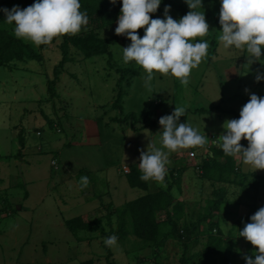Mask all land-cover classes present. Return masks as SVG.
Returning a JSON list of instances; mask_svg holds the SVG:
<instances>
[{
	"label": "rangeland",
	"instance_id": "obj_1",
	"mask_svg": "<svg viewBox=\"0 0 264 264\" xmlns=\"http://www.w3.org/2000/svg\"><path fill=\"white\" fill-rule=\"evenodd\" d=\"M185 4V0L176 3L182 9ZM215 4L207 0L199 11L210 12L220 19V8L215 9ZM17 5L30 6L20 1L0 0V9L10 10ZM168 14L177 20L184 16L175 7ZM207 22L209 33L196 40L208 41V54L192 70L188 85L181 84L171 74L158 72L148 81L146 71L134 60L125 63L123 48L131 40L116 34L118 22L100 34L106 39L126 38L112 47L111 60L109 56L86 59L78 50L71 49V62L59 80L54 72L63 60L62 41L42 49L23 39L42 58L13 69H0V264H84L88 261L93 264H182L185 251L181 241L170 240L158 251L133 235L122 241L118 239L110 252L104 243L107 234L112 231L116 236L119 230L118 210L144 194L141 189L130 187L128 173L131 167H139L141 152H146L151 142L157 148L163 147L159 120L172 114L176 106L186 110V122L202 135L216 133L203 146L201 158L196 159L190 148L169 152L165 178L171 177L168 172L171 168H186L180 174L185 189L181 195L177 188L172 190L174 201L190 202L186 212L191 210L188 223L193 224L208 214L211 201L217 199L215 187L225 189L229 192V203L221 206L227 215L222 223L225 234L221 247L229 250L231 264H246V256L254 258L256 246L239 237V230L248 223L252 210L256 213L264 207V170L245 166L239 154L233 156L236 164L234 172L227 177L230 182L214 187L199 180L196 169L208 161L206 154H210V161L227 163L211 149L222 145L216 129H222L225 123H219L216 118H225L226 122L239 117L230 112L222 115L217 110L208 114L196 111H209L221 105L226 111L234 108L240 113L252 94L264 98V79L259 82L256 79L257 75L264 76V59L252 63L246 49H225L219 40L222 25ZM0 29L15 34L14 24L6 22L3 11H0ZM137 31L141 37L145 34L143 28ZM242 61L245 62V69L240 71L242 80L230 79L229 70L240 68ZM123 70L136 74L125 75ZM50 81L56 82V95L50 92ZM119 97H122L123 110L114 108ZM131 114H135L136 121L128 119ZM116 118L123 123L113 122ZM70 172L77 176H71ZM221 173L227 176L225 171ZM84 176L89 179L86 187L81 182ZM171 184L172 181L164 180L152 183L150 193L167 189ZM242 205L243 213L237 217L235 206L241 210ZM165 217V213H160L158 220ZM75 218L92 227H97L100 221L104 230L81 231L75 235L66 226L67 221ZM184 223L183 220V228ZM231 228L233 234L229 232ZM199 230L203 234L192 236L189 257L203 254L208 234L214 231L211 223L201 225ZM213 234L218 232L215 230ZM212 258L216 264H224L222 255Z\"/></svg>",
	"mask_w": 264,
	"mask_h": 264
},
{
	"label": "clouds",
	"instance_id": "obj_2",
	"mask_svg": "<svg viewBox=\"0 0 264 264\" xmlns=\"http://www.w3.org/2000/svg\"><path fill=\"white\" fill-rule=\"evenodd\" d=\"M111 2L115 4L117 0ZM185 2L191 10L177 20L168 14L170 5L165 8V18H152L150 14L158 11L163 0H122L115 32L131 40V44L123 48V59L125 63L134 60L140 65L146 71L148 81L158 72L171 74L181 84L188 85L192 70L208 54V41L196 40L210 31L206 13L198 10L203 7V0ZM220 4L222 31L219 40L223 47L246 49L252 63L264 59V0H220ZM81 8V0H35L26 8L17 5L0 11L5 13L8 24H14L17 38L39 46L63 35L79 33L89 23L87 13ZM141 28L145 33L143 37L137 31ZM256 79L259 82L264 76L257 75ZM185 112L183 107L176 106L172 114L160 118L163 147L157 148L151 142L147 151L141 152V180L163 181L170 162L169 152L207 144L208 136L202 135L190 123L181 122ZM223 127L226 131L220 138L224 154H242L245 166L255 171L264 170V98L252 94L242 107L239 118L227 120ZM242 139L249 142L248 147L243 146ZM81 182L86 187L88 177H82ZM250 220L239 230V237L257 246L254 258L245 257L246 264H264V207ZM117 242L115 235L104 241L109 247Z\"/></svg>",
	"mask_w": 264,
	"mask_h": 264
},
{
	"label": "trees",
	"instance_id": "obj_3",
	"mask_svg": "<svg viewBox=\"0 0 264 264\" xmlns=\"http://www.w3.org/2000/svg\"><path fill=\"white\" fill-rule=\"evenodd\" d=\"M12 1H20L28 5L35 3V0ZM211 1L216 3L215 5L217 7L215 9L221 8L220 0ZM176 3L177 0H163V3L160 5L158 11L150 15L153 18H158L160 16L165 17V8L169 5L173 8L175 7L176 10H180V12L184 15H186L191 10L187 3L185 4L186 7H184V9H182V7L179 8ZM206 3L207 0H203V6ZM81 5V11H85L87 13L89 23L84 26L79 33L75 35H63L54 38L49 44L40 45L42 49H45L56 44L58 41H62L60 48L63 55V60L55 68L54 72L57 80H59L63 74L67 64L71 62V49L78 50L86 57V59L109 56L111 60L113 57L112 47L118 44V42L126 40V38L121 36L106 39L102 38L100 35L102 31L113 27L118 22V17L121 14L122 9V0H117V3L115 4H113L111 0H81ZM205 13L206 20L220 24V19L218 17H214L210 12L207 11ZM41 58V54L35 48H33L32 45L26 44L23 39L17 38L12 32L0 29V69L3 67L13 69L22 63H29L32 61L39 62L41 61ZM123 73L125 75L136 74V72L132 70H123ZM50 92L53 95H56V82L54 81H50ZM114 106L115 109L123 110L122 97H119V100ZM221 109L223 108L219 106L215 109H210L209 111L197 110L196 112L208 114ZM135 117V114H131L128 116V119L135 120ZM187 117L188 113H185V116L181 117V122H186ZM112 121L115 123H123L118 118L113 119ZM20 140L22 149H24L25 141L22 139V135ZM211 149L215 155L226 159L227 163L223 165L219 160L217 161V159H214L213 161H209L210 159H208V161L204 162L202 166L199 165L196 170H199V180L206 181L215 187L217 186L215 184L223 185L228 183L229 180L227 177H229V175L234 172L236 163L234 162L233 156H227L224 154L222 147ZM19 155L21 156V152ZM195 158L197 159V157ZM185 170L186 168L169 169L168 172L170 173L171 177L169 180L168 178H165L164 181H172L171 186L167 189L150 193L151 184H155L157 181L149 180L146 182L141 180L140 177L142 172L140 168L137 166L131 167L128 173L129 185L132 188L141 189L144 191V194L137 199L126 203L123 208L118 210L120 214L119 230L116 232V236L121 241L125 240L129 236H136L140 240L144 241L145 244H148L151 247L154 246L155 251L166 247L170 240L181 241L185 251V255L181 260L182 264H216L215 259L212 258L215 255H222L224 258V264H231L230 255L228 254L229 250L221 247L222 243L224 242L222 235L225 234L224 230H222V223L226 220L224 217L227 216L224 211H222L221 206H223L225 203H229L227 202L229 192L223 188L220 189V187H215V196L217 199L211 201L208 214L200 218L198 222L189 224L188 214L191 213V210L189 212L186 211L188 210L190 202L187 203L180 200L175 202V198L172 197V190H174V188L178 189L180 195L183 189H185L183 186L184 182L181 181L180 177V174H182ZM223 171L227 173V176H225L224 173H221ZM217 172L221 174H217ZM231 183L233 182L231 181ZM160 213H165L166 215L165 219L162 221L158 220V215ZM216 213H218V215H216ZM253 214H255V211L252 210L248 216V223L251 222L250 217ZM215 218H217V221L214 220ZM183 220L185 222L184 228L181 224ZM207 223H211V230L214 231H211L212 234H208V244H206V249L201 255L199 253L189 257L188 252L191 249L190 244L192 243V236L194 237L199 235L201 233L199 227ZM109 224L112 226V221L109 222ZM66 226L75 235H78L81 231L96 232L104 230L100 221L97 227H92L91 224L84 222L81 218H75L67 221ZM215 230L218 232V234H213ZM229 232L230 234H233V228H231V231ZM114 234L115 233L111 231L110 234H107V237ZM106 248L108 249V252H110V247L106 246ZM84 264H93V261H88ZM113 264L117 263L114 262Z\"/></svg>",
	"mask_w": 264,
	"mask_h": 264
},
{
	"label": "crops",
	"instance_id": "obj_4",
	"mask_svg": "<svg viewBox=\"0 0 264 264\" xmlns=\"http://www.w3.org/2000/svg\"><path fill=\"white\" fill-rule=\"evenodd\" d=\"M244 61H242L241 62V66H240V68H231L230 70H229V78L230 79H232V80H242V73H240V71L242 72L243 71V69H245L244 68ZM217 107H219V106H217ZM216 107V108H217ZM220 107H222L221 105H220ZM223 108V107H222ZM211 109H215V107H212ZM217 111H219L221 114H222V112H223V114L222 115H224V114H228V112H230V115H233V116H236L237 118L240 116V113L237 111V109H234V108H231V109H229V110H225L224 108L223 109H221V110H217ZM222 111V112H221ZM216 112V111H215ZM214 112V113H215ZM239 114V115H238ZM228 118V117H227ZM218 121H219V123H225V118H216ZM231 119H234V118H231ZM227 121V120H226ZM216 131L217 132H219L218 134H216V135H218V139H221L220 138V136L222 135V134H224L225 133V128L224 127H222V129L221 128H218V129H216ZM216 132H211V134H209V135H207V134H205L206 136H208V142L207 143H209V141H211V138H213V136H214V134H215ZM213 135V136H212ZM243 140V139H242ZM214 141H212L211 143H213ZM242 144H243V146L244 147H248V144H249V142L246 140V139H244L243 140V142H242ZM246 145V146H245ZM189 149V148H188ZM190 150H191V153L193 154V156L194 157H203V147H198V148H195V149H193V148H190ZM206 150V153H208L209 152V150H207V149H205ZM193 151V152H192ZM195 151V152H194ZM197 153V154H196ZM191 154V155H192ZM210 154H209V156H207V154H206V158H207V160L208 159H210ZM239 161H240V158L238 159ZM210 161V160H209ZM241 161H242V163H243V156L241 157ZM237 165H238V162H237ZM262 172H264V171H262ZM69 174V173H68ZM264 174V173H263ZM70 175L71 176H77V173H74V172H70ZM204 189V188H203ZM202 189V190H203ZM196 198V197H195ZM196 200V199H195ZM231 200V199H230ZM241 201H245L244 199H241ZM231 206V205H230ZM236 207V209H235V214L237 215V217L239 216V215H241L242 213H243V210H244V206L242 205V209L241 210H239L238 209V206H235ZM18 210H21V209H18ZM230 217H232V215L230 216ZM236 222H238V218H237V220H236Z\"/></svg>",
	"mask_w": 264,
	"mask_h": 264
},
{
	"label": "water",
	"instance_id": "obj_5",
	"mask_svg": "<svg viewBox=\"0 0 264 264\" xmlns=\"http://www.w3.org/2000/svg\"><path fill=\"white\" fill-rule=\"evenodd\" d=\"M19 167H20V172H21V164H19Z\"/></svg>",
	"mask_w": 264,
	"mask_h": 264
}]
</instances>
